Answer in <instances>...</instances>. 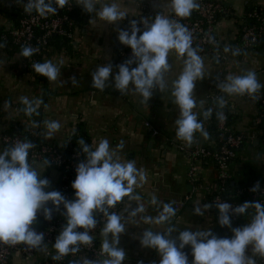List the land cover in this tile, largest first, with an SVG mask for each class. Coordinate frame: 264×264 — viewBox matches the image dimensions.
Instances as JSON below:
<instances>
[{"label": "clouds", "instance_id": "1", "mask_svg": "<svg viewBox=\"0 0 264 264\" xmlns=\"http://www.w3.org/2000/svg\"><path fill=\"white\" fill-rule=\"evenodd\" d=\"M17 2L23 4L26 14L35 11L45 17L57 14L70 5L71 0ZM76 4L85 13L95 12L106 24L115 25L119 43L131 49V56L116 66L118 70L115 73L112 63L97 66L91 73V87L100 91L114 87L120 94H125L131 86L143 98L142 102L148 105L153 92L163 91L166 87L165 77L171 67L168 57L174 50L178 56L186 57L183 71L173 82L172 96L180 110L176 120V136L188 144L193 142L197 132L207 137V132H204L203 124L194 111L197 107L194 89L197 80L203 79L204 61L192 47L189 29L159 13L152 23H148L147 18L139 21L132 19L127 29H118L119 22L124 21L127 14L120 10L117 3H103L99 11L96 6L101 4V0H76ZM198 7L197 0H170L171 12L176 17H189ZM224 50L229 51L227 47ZM36 51L37 49L25 45L20 55L30 58ZM31 68L49 82L57 81L61 74L60 67L51 60L35 62ZM69 82L75 86L76 77H70ZM261 87L254 71L245 75H230L217 84L219 91L229 96L248 95L252 98H255ZM20 101L28 116L38 114L43 103L40 98L29 100L28 97H20ZM225 103L222 96L218 97L221 108ZM5 107H9L7 102ZM210 115L211 110L204 112L205 118ZM44 125L48 138L61 128V124L54 120L45 121ZM79 143L85 159L76 166V178L71 184L75 194L73 200H68L57 190H46L50 187V181L41 178L29 163V152L34 147L31 141L17 140L0 150V245H25L28 250H44L45 233L38 232L35 225L38 215L51 221L55 210L66 218V223L53 244L57 254L52 258L61 260L70 253L79 252L82 245L92 244L93 237L90 233L97 227L98 216L102 214L106 217V222L103 224L104 240L101 249L107 258L101 262L83 258V264H123L127 253L119 244L121 235L125 233L124 218L111 209L123 202L125 197L139 201L140 197L133 193L146 180L145 173L137 168L134 160L120 159L117 149H123V142L117 145V149H111L106 138H102L94 149L84 139ZM44 164L49 167L50 161L45 160ZM250 191H262L260 183L257 182ZM152 203H157L155 197ZM213 206L219 210L220 227L231 231L230 238L218 237L211 230H185L173 237L171 233L174 229L169 227L163 233L145 230L139 240L141 247L155 250L160 256L159 264H189L188 255L184 251L186 247L191 249V264H255L246 255V249L252 245L255 252L264 256V203L244 202L233 207L224 201L215 205L205 204L203 208L194 206L193 213L203 216ZM249 208L255 209L252 221L242 227H233L232 218L245 214ZM144 211V206L138 204L130 211L129 216L136 217ZM175 214L176 209L172 204L165 203L156 217L144 216L142 219L145 224L163 225L169 223Z\"/></svg>", "mask_w": 264, "mask_h": 264}, {"label": "crops", "instance_id": "2", "mask_svg": "<svg viewBox=\"0 0 264 264\" xmlns=\"http://www.w3.org/2000/svg\"><path fill=\"white\" fill-rule=\"evenodd\" d=\"M216 1L233 7L237 17H242L248 2L264 6V0ZM23 2L27 3V0ZM113 2L127 14L125 20L119 22L118 29H126V20H137L144 6L164 15L171 13L170 0H101V4L96 6L97 11L103 3ZM21 10L23 4L18 3L17 0H0V29L6 27L9 30L13 25V13ZM82 20L81 28L76 31L72 44L61 45L59 48L55 46L41 61L43 63L51 60L60 67L61 74L55 82H49L46 77L26 70L23 58L15 48L0 47V135L14 126L31 127L36 124L40 138L58 146L65 145L71 138L77 136H82L85 143L91 145L93 149L102 138L108 139L111 149H117L120 142L124 143L123 149H117L120 159L134 160L137 168L145 173L146 180L134 190L133 195L139 196V201L129 200L126 197L118 213L124 218L125 223V233L121 235L119 244V247L127 253L123 264H141V262L159 264V254L153 249L141 247L139 243L145 230L163 233L171 227L174 229L171 233L173 237L185 230H211L218 237L230 238L232 233L229 229L220 227L214 206L206 210L203 216L193 213L194 206L203 208L205 204H212L209 200V192L217 179V170L213 164L200 169L198 176L200 188L194 193L187 206L181 212H176L169 223L145 224L142 219L144 216L156 217L162 210L163 204L171 203L173 206L176 200L184 197L192 188L188 176L189 159L180 149L181 144L188 143L176 136V120L179 118L180 110L172 96L173 82L183 71L186 57L178 56L174 50L170 52L168 60L171 67L165 77L166 87L163 91L155 90L148 105L142 102L143 98L134 92L131 86L125 94H120L114 87H109L105 91L93 89L91 73L97 66L106 63H112L115 73L118 70L115 63L125 46H122L117 39L116 26L106 24L95 12L85 13ZM237 34L235 20L222 21L217 26V35L225 44L230 45ZM202 58L204 76L202 80H197L194 89V99L197 102L194 111L200 122L204 118V112L210 110L209 95L214 93L215 77L219 71L224 70L227 77L245 75L249 71H254L262 85L260 89H264V54L251 51L244 59L232 58L226 65L217 64L207 57ZM72 76L77 79L75 86L69 82ZM20 97L43 100L38 109L39 117L25 114ZM224 100L237 116L236 128L245 133L247 140L253 144L251 147L260 150L253 154V161L249 158L243 160V156H239L232 164L233 172L238 179L245 178L251 172L264 174V122L262 126L255 125L256 118L261 114L264 120L262 106L256 99L244 95H227ZM5 102L9 107H5ZM49 120L61 124L60 130L51 138L45 135L44 122ZM146 122H150L158 130L159 134L156 137L152 136L146 127ZM203 130L206 132L204 128ZM197 136L208 146L213 147L216 143L213 137H205L201 132L194 134V138ZM3 148L0 139V150ZM34 168L41 178L50 181L47 191H58L60 172L57 169L41 163ZM153 197L157 200L156 204L152 203ZM138 204H142L145 211L136 217H130V211ZM103 224L96 233L100 247L104 240ZM184 251L191 264L193 258L190 247H186ZM42 252L43 250L36 255V259L41 257ZM246 255L253 259L260 254L249 245ZM83 258L94 260L87 254L80 253L71 264H83ZM35 261V258L25 261L18 254L13 257L12 264H34Z\"/></svg>", "mask_w": 264, "mask_h": 264}, {"label": "built area", "instance_id": "3", "mask_svg": "<svg viewBox=\"0 0 264 264\" xmlns=\"http://www.w3.org/2000/svg\"><path fill=\"white\" fill-rule=\"evenodd\" d=\"M199 7L197 8V17L191 19L190 16L186 18L176 17L174 13L167 15L170 19H174L177 22L183 24L189 29L192 35V47L196 46L198 48V54L201 57H207L210 59H216L220 61L221 65H226L230 56L224 49L221 48V40L216 35V18L218 13L223 10L221 3L215 2L212 0H197ZM75 4L74 0H71L70 5L65 6L62 10H59L57 14H49L45 17L40 16L37 12L33 11L30 14H26L21 18L17 26H10L9 33L14 43L20 44L22 46L28 45L37 51L28 58L27 64L31 68V65L36 62L35 55L42 54L47 50V38L53 34H57L62 37L69 39H75L76 31L73 30L74 22L69 19V17L62 13L71 10ZM157 15L156 12L151 11L148 7L144 6L139 20L144 18L148 19V23H152L153 17ZM251 16H255L258 19V24H253L250 26H245V32L243 35V44L244 46H250L260 38L264 37V16H258L256 13H250ZM166 16V15H165ZM141 28L143 27L140 25ZM40 33H39V32ZM2 38H6L5 35ZM131 56V49L122 50L116 61V66L123 63ZM24 63V67L27 66ZM227 74L224 70L219 71L216 74L214 82V93L210 96V110L211 114L214 111L215 106L218 104V97H226L227 94L219 91L217 84L225 81ZM247 98L248 95H244ZM260 102L262 106V111L264 112V89H259L255 94V98ZM222 113V116H221ZM211 115L207 118L210 119ZM263 114L258 116L255 122L258 124L262 122ZM204 126L206 122L201 121ZM146 127L150 130L152 136L156 137L159 132L158 130L150 123L146 122ZM218 130L220 132L219 146L217 148H212L205 143L197 136L194 138L191 144H181L180 149L187 155L189 159V180L191 183V191L187 193L184 197L176 200L173 204V207L176 209V212H181L192 199L194 193L200 188L198 184V176L201 167L202 159L204 158H213L218 163V172L217 179L220 181V189L214 195L212 202L214 205L219 202H228L235 207L238 205L235 202H232L223 194L226 192L225 184L232 176L230 174V165L232 160L237 155V148L241 146L243 135L236 134L229 127H227V115L221 110L219 111V121L217 123ZM32 132L38 131L29 127ZM1 142L4 145H11L17 140H27L23 138L21 134L9 135L2 134L0 136ZM30 141V140H28ZM32 142V141H31ZM34 144V147L29 152V163L34 167L37 164H44L45 160L50 161V166L57 169L60 172V185L58 191L61 192L68 200H73L72 193H74L71 188L72 182L76 178V166L80 163L81 160L85 159V154L74 148L70 151L69 154L61 150L59 147H56L53 143L44 142L41 144ZM257 182L260 183L262 191L252 193L250 188H252ZM242 192L249 193L252 198L256 201L264 203V181L256 180L250 186L241 189ZM51 207V206H50ZM122 208V207H121ZM118 205L111 209V211L119 213L121 209ZM62 209V206H61ZM38 217H43L38 215ZM232 219H236V216ZM106 222V217H103L102 214L98 216L97 227L91 231V236L93 237L91 245H82L81 250L77 253L70 254L71 259L76 258L80 253H85L92 259L97 262H101L107 258L106 254L102 253V249L98 244L96 239V233L100 226ZM66 223V218L63 217L59 212L53 211V218L51 221L45 222V227L36 230L38 232L45 233V243L50 245V248H44L41 257L37 260L35 259L34 264H68L67 259L63 257L61 260H53V255L56 252L52 253V250L55 249L53 244L55 243V238L62 230V227ZM78 231H83L78 229ZM38 251L37 250H28L25 245H0V264H12V259L14 256L20 254L25 261L36 258ZM255 264H264V256L261 258L252 259Z\"/></svg>", "mask_w": 264, "mask_h": 264}, {"label": "trees", "instance_id": "4", "mask_svg": "<svg viewBox=\"0 0 264 264\" xmlns=\"http://www.w3.org/2000/svg\"><path fill=\"white\" fill-rule=\"evenodd\" d=\"M212 1L219 2L216 0H212ZM74 2H75V4L73 5L71 10H68L66 12L62 11V13L66 14L69 17V19L74 22L73 30L78 31L81 28L80 26H81V23L83 22L82 18L85 16V12L83 11V9L80 6H78L76 4L75 0H74ZM219 3H221V2H219ZM221 5L223 7V10L220 13H218L217 18H216V35H217V26L220 24V22L227 21V20H229V21L235 20V27L238 31L236 38L231 42L230 45L225 44L220 39L221 40V48L225 49L227 47L229 49V51H227V53L230 56V59L234 58V59L242 60V59H244L245 55L251 51H254L258 54H264V37L260 38L258 41H256L255 43H253L250 46L245 47L243 44L244 43L243 42V35L245 32V29H244L245 26L258 24L257 17L251 16L250 13L251 14L256 13L258 16H264V6L254 4L252 2H248V4L245 6V11L243 12L242 17H237L236 12H235L233 7L228 6L226 4H223V3H221ZM156 13L161 14L160 12H156ZM13 14H14L13 19H12L13 20L12 21L13 26H17L19 24L21 18L25 15V12H24V10H21V11H15ZM169 14L170 13L166 14V16ZM171 14H172V12H171ZM162 15H164V14H162ZM196 17H197V8L194 9L192 14L190 15L191 19H195ZM128 26H129V21L126 20L125 21L126 29L128 28ZM3 35H5L6 38H2ZM217 37H219V36L217 35ZM73 40L74 39L62 37V36H59L57 34L51 35L49 38H47V50L44 51L42 54L35 55L36 62L41 63L42 59L46 55L50 54L52 52V49L55 46L58 48L61 45L69 46L72 44ZM0 45H3V47H5V48H15L20 53H21L22 48H23L22 45L16 44L13 42V40L10 36L9 30L6 27H3L0 29ZM193 48L196 49L198 52V48L196 46H194ZM128 49H130V48L125 47L122 50H128ZM22 58H23V63L27 64L28 58H25L23 56H22ZM212 60H214L215 63L220 64L219 60H216V59H212ZM134 66L135 65H133V67ZM25 68L29 72L36 74L32 70V68H30L28 66V64ZM36 75H38V74H36ZM223 98H226V97H223ZM258 103H259V105H261L260 102H258ZM221 110H223L227 115V127H229L230 130H232L234 133L243 135L242 144L240 147L237 148V150H236L237 155L232 160L231 165H230L229 171H230V174L232 176L226 182V184H225L226 192H224L223 194L226 196V198H228L232 202L237 203L238 205L243 204L244 202H256V200H254L249 193L242 192L241 189L250 186L256 180L264 181V174H258V173L251 172L245 178L238 179L237 176L235 175V173L233 172L232 164L237 158H239V152L244 150L246 146H248V145L253 146V144H251L250 141L247 140L248 138L245 135V133L240 132L236 128L235 118L237 116H236V114H234V112H232L230 106L227 103H225L224 107H222V108L219 106V104H217V106H215V108H214L213 113L211 114V118L207 119L204 117L202 119L203 122L207 123L206 126H204V129L207 132V137L208 138L213 137L216 140V143L212 148H217L219 146L220 132L218 130L217 123L219 121V111H221ZM39 115H40L39 111H38V114H34L35 117L36 116L39 117ZM263 122H264V120H262V122H260L258 124L255 122L254 123L257 126H262ZM33 128H35L37 130L36 124L33 126ZM2 134H9V135L21 134L23 136V138L30 140V141L34 142L35 144H41V143L45 142L40 138L39 134L38 135L36 134V131L32 132L29 127L20 126V125H18L16 127L14 126L13 128L3 132ZM81 139H82V136L73 137L70 139V141L68 143H66L63 146H58L57 144H54V143L53 144L56 147H59L61 150L65 151L66 153L69 154V152L74 150V148H77L78 150L82 151L81 145L79 143V141ZM5 147H7V145H4V148ZM209 164H213L216 167V170L218 172V163L215 159L209 158V157L202 159V162H201L202 168H205ZM198 184H200L199 179H198ZM220 185H221L220 181L218 179H216L215 185L212 187V190L209 192L210 193L209 200L211 201V203L213 205H214V203L212 202V199H213L214 195L219 191ZM72 196L74 198L75 194L72 193ZM125 201H126V197L124 198L123 202L118 204V206L121 208L123 206V204L125 203ZM49 206H51V204H49ZM214 208H215V206H214ZM215 210H216L217 217L219 218V210L217 208H215ZM254 215H255V209L249 208L245 214H243L241 216H236V219H232V224L238 225V226L248 224L252 221ZM45 222H46V220L43 217H38L35 227L38 229L44 228ZM47 247L50 248V245L46 244L45 248H47ZM37 251L39 253L41 250H37ZM54 252H56L55 249L52 250V253H54ZM70 254L65 256L68 264H71L72 260H73V259H71ZM55 255H53V256H55ZM261 257H262V255H258L256 258H261Z\"/></svg>", "mask_w": 264, "mask_h": 264}, {"label": "rangeland", "instance_id": "5", "mask_svg": "<svg viewBox=\"0 0 264 264\" xmlns=\"http://www.w3.org/2000/svg\"><path fill=\"white\" fill-rule=\"evenodd\" d=\"M264 151V149H263ZM256 152H260L258 148L256 150L251 146H246L244 150L239 152V156H243V160H247L248 158L253 161V154ZM233 227H237L236 225L232 224Z\"/></svg>", "mask_w": 264, "mask_h": 264}]
</instances>
